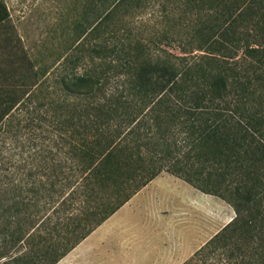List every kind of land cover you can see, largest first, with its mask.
<instances>
[{
    "label": "trees",
    "instance_id": "trees-1",
    "mask_svg": "<svg viewBox=\"0 0 264 264\" xmlns=\"http://www.w3.org/2000/svg\"><path fill=\"white\" fill-rule=\"evenodd\" d=\"M137 13L143 25L125 22ZM9 18L0 1V23ZM75 22L56 78L63 102L25 128L55 135L43 138L54 145L40 151L43 171L50 158L54 193L77 213L58 217L32 264L59 263L164 172L237 214L186 264L206 251L264 264V0H87Z\"/></svg>",
    "mask_w": 264,
    "mask_h": 264
},
{
    "label": "rangeland",
    "instance_id": "rangeland-1",
    "mask_svg": "<svg viewBox=\"0 0 264 264\" xmlns=\"http://www.w3.org/2000/svg\"><path fill=\"white\" fill-rule=\"evenodd\" d=\"M0 1L7 6L11 16L8 25L24 38L23 48L27 52V62L11 80L17 85L0 89V264H32L44 253L46 243L54 239L50 232H53L52 225L58 217L69 223L68 218L77 210L60 205L61 198L54 193V163L50 158L45 164L46 172L43 171L41 149L48 146L54 151L53 141L45 142L43 138L50 135L54 140L55 135L40 127L29 129L25 126L32 121L36 125L44 118L52 119L56 106L63 102L56 83L59 59L68 54L79 38L80 33L75 29L79 22L75 21L80 18L87 0ZM148 12L161 15L160 8ZM182 12L176 10V17ZM148 17L147 13H137L134 18L127 17L125 22H136L140 27ZM187 28L176 29V34L180 31L178 40H187ZM138 31L143 32V29L138 28ZM138 31L134 32L138 34ZM159 45L175 55H183L178 44L172 47ZM184 194L181 196L191 197L190 193ZM170 199L172 204H179L177 193L170 194ZM60 209L61 213H56ZM203 212L204 216L210 214L205 208ZM47 218H51L50 222ZM42 223L47 227L44 228ZM220 253L222 251L216 256H208V251L203 252L199 258L202 261L192 264H206L204 258L208 259V264H225L218 262Z\"/></svg>",
    "mask_w": 264,
    "mask_h": 264
},
{
    "label": "crops",
    "instance_id": "crops-1",
    "mask_svg": "<svg viewBox=\"0 0 264 264\" xmlns=\"http://www.w3.org/2000/svg\"><path fill=\"white\" fill-rule=\"evenodd\" d=\"M7 21L0 23V89L15 87L27 62L24 38ZM175 193L179 204L171 202ZM235 216L219 197L162 173L57 264H186Z\"/></svg>",
    "mask_w": 264,
    "mask_h": 264
}]
</instances>
